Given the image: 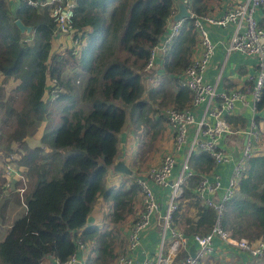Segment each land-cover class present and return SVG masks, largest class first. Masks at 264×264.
Masks as SVG:
<instances>
[{
    "label": "trees",
    "instance_id": "1",
    "mask_svg": "<svg viewBox=\"0 0 264 264\" xmlns=\"http://www.w3.org/2000/svg\"><path fill=\"white\" fill-rule=\"evenodd\" d=\"M33 1L38 6L19 0L12 12L7 0H0V74L3 82H18L13 92L23 101L19 110L14 109L10 104L15 95L11 92L5 103L0 86V143L5 141L3 146L9 150L12 143L18 144L19 164L25 168L30 188L23 198L24 208L0 235V264H41L45 256L63 263L75 253L77 243L85 241L98 245V264H113L125 248L115 253L111 232L93 239L97 228L86 224L101 193L112 196V222H123L134 212L140 193L135 178L128 186L106 188L104 184L117 157L118 134L126 120L124 105L141 96L143 74L150 71H145L150 51L164 36L177 0H74L72 36L79 44L68 48L55 45L50 6H41L46 0ZM208 1L192 0L191 10L197 15L207 13ZM257 11H264V6ZM17 18L32 30L21 33L15 24ZM197 43L193 19L185 18L160 57L164 76L176 89L171 104L177 109L189 107L191 102L189 89L181 87L177 77L191 62ZM67 70L74 72L68 74ZM48 95L54 97L48 99ZM136 106L140 112L144 103L138 101ZM53 108L57 117L51 120ZM257 111L260 141L245 160L234 195L221 217L222 229L231 238L251 243L264 240V128L260 125L264 85ZM135 117L144 129H150L144 111ZM226 118L231 123L240 121ZM45 120L49 122H45L40 143L32 147L27 138ZM151 132L152 139L156 131ZM66 148L70 151L60 161L61 150ZM189 165L209 172L214 164L207 153L199 152L189 158ZM199 180L198 175L188 179L178 210L172 215L173 225L187 236L207 234L216 220V212L201 204L197 196ZM11 199L19 205L17 194ZM11 199L5 198L1 209ZM190 207L195 208L194 217L187 214ZM186 257L187 251L181 249L172 264H184Z\"/></svg>",
    "mask_w": 264,
    "mask_h": 264
},
{
    "label": "built area",
    "instance_id": "2",
    "mask_svg": "<svg viewBox=\"0 0 264 264\" xmlns=\"http://www.w3.org/2000/svg\"><path fill=\"white\" fill-rule=\"evenodd\" d=\"M180 1L191 13L190 18L193 19L200 47V55L191 59L189 65L177 77L178 84L189 89L191 102L189 107L183 109L173 106L159 109V114L165 118L172 132L173 149L163 154L157 165L147 168L144 179L135 178L141 188V210L136 219L128 225L125 250L117 255L113 264H135L133 252L140 243V236L151 228L156 220L159 222V240L155 253L152 257H146L140 264H172L179 250L188 251L191 243H194L198 250L193 257L187 253L184 264H201L204 257L211 256L214 252L213 237H219L247 254L254 263L264 264V240L251 243L244 238L233 239L221 226L225 205L234 195L239 176L245 168V160L251 156L260 141L256 116L264 85V28L258 25L254 14L260 6H264V0H231L230 8L220 16L194 14L191 10L192 0ZM25 2L38 6L37 1ZM46 5L50 6V16L55 23L54 35L72 36L74 0H46L41 4ZM176 11L177 8L172 11L169 19L170 31L151 49L145 71L154 67L158 55L166 52L182 27L184 18L172 21ZM205 23L231 25L233 28L226 44L227 52L238 51L255 59V73L246 74L244 85L240 88L219 90L216 82L208 80L207 70L215 53V45L208 35ZM73 42L79 44L75 38ZM238 103L251 112L246 128L235 127L226 118L235 113ZM199 109L202 111L200 114L197 112ZM231 137L240 138L242 143L240 155L235 160L223 144L225 138ZM199 152L207 153L214 165L232 161L231 174L223 188L220 187L218 175L210 177L207 173L190 167L189 158ZM176 165L178 168L174 172ZM194 175H198L200 179L196 186L197 196L201 204L216 212V220L207 234L187 236L173 225L172 215L178 210L188 179ZM151 184L168 188L165 194L166 207L161 214ZM155 215L157 218H154ZM77 244L75 253L68 260L63 263L56 260L55 264L78 263L76 253L84 244Z\"/></svg>",
    "mask_w": 264,
    "mask_h": 264
},
{
    "label": "crops",
    "instance_id": "3",
    "mask_svg": "<svg viewBox=\"0 0 264 264\" xmlns=\"http://www.w3.org/2000/svg\"><path fill=\"white\" fill-rule=\"evenodd\" d=\"M7 2L10 6V10L14 12L15 8L18 6L19 0H7ZM230 3L231 0H209L208 4L210 7V11L205 14L220 16L230 8ZM254 16L257 22H259L261 25H264V11H256ZM204 26L208 31V35L211 41L215 45V53L207 70L208 80H210L211 82H216L219 90L240 88L244 85V76L248 73H255V59L246 56L238 51L227 52L226 44L229 40V36L233 28L231 25L219 26L209 25L205 23ZM170 27L171 22L168 20L165 33L170 31ZM65 40H68V42H70L69 36L62 34L59 35L58 38L56 37L54 42H65ZM192 54V59L200 55V47L198 46V43L196 44V46H194V52ZM160 57L161 54H159L157 59L155 60V65L152 70L148 71V74L146 73L143 75V86H145V94L143 93V95H147V99L143 97V100L148 101V94L150 95L151 89L158 84H162L164 86H167L170 90L168 99L169 101L166 98L167 101H165L166 103L163 104L167 106L172 105L171 103L173 94L176 89L173 86V83L164 76ZM151 77L153 79H151ZM158 78H161V80L157 81ZM247 98H249V96H247ZM145 101H140L144 103V107L140 108L139 114L142 111L146 112L145 115L149 119V124L155 125L154 131H156V136L151 139V136L153 134L151 132V128L149 130L144 129L145 126L142 121H139L138 117H132V121L129 123V125L127 127L123 126L124 128H122V130L118 134V153L115 161L117 159H123L126 165L132 169L133 173L131 176H126L124 174L114 172L110 167L108 169L104 184L106 188H117L120 184L128 186L129 181L132 180V178L136 177L144 179L147 168L152 165H157L160 162L163 154L170 152L171 149H173L172 132L167 125L165 118L159 114V109L162 105L154 104L153 108L151 109L156 114L154 116H150V114L146 110L147 103ZM197 112L199 114L202 113L200 109L197 110ZM234 112L235 113L231 115V117L234 119L239 118L241 123L240 121L230 123L235 127L246 128L247 121L251 117L250 110L244 105L241 106V104L238 103L237 108ZM260 125L261 128H264V117ZM40 137L41 135L38 134V136H36V139ZM262 140V143H264V138ZM223 144L226 149L232 153L233 160H235L240 155L242 147L240 138H225ZM140 147H142V149H140ZM156 151H158V155L153 154ZM150 152H152V154ZM231 167L232 161L226 162L221 165H213V168L209 170V172H203L207 173L210 177H212L213 175H218L220 187L223 188L227 183L228 176L231 174ZM177 168L178 167L176 165L174 168V172H176ZM19 172L20 171H16V175H18ZM14 179L16 180L17 178ZM210 180H214V178H210ZM151 186L156 193L157 202L159 205V213L161 214L166 207L165 194L167 193L168 188L164 189L154 184H151ZM140 201L141 193H139L138 195L137 202L134 206V212L135 210L136 212L138 211ZM112 205L113 200L111 195H101V197H99L92 206L86 226H96L97 232L96 236H94L93 239H96L97 236L101 235L106 237V235L111 232V236L113 238L112 245L115 253H118L117 250L119 249V247L117 246V240L114 237L116 228L118 227V231L121 233V235L124 236V240L126 241V230L132 220H130L129 215H127L126 218H124V222L126 223L124 227L122 226L124 222L122 224H118L121 222H112ZM192 216L194 217L195 214H192ZM154 218H157V215H155ZM158 223L159 222L156 220L152 224L151 228L147 229L141 234L140 243L133 252L136 260V262H134L135 264H140V262H142L146 257H152L154 255L159 240ZM81 230L82 229H80L78 232H80ZM107 238L108 240H110L109 236ZM212 243L214 246L213 254L211 256L204 257L201 261V264H259V262L254 263L253 260L250 261L245 253L239 252L234 246L229 245L226 242H222L217 237L212 238ZM83 244V248L79 249L76 253L78 260L77 264H87V261L89 259L90 261H92L93 259L92 264H98L96 261V257L98 255V245H96L93 241H85V243ZM195 247L197 249L196 245ZM48 260L49 263L46 264H55L56 262L53 257L48 258Z\"/></svg>",
    "mask_w": 264,
    "mask_h": 264
},
{
    "label": "rangeland",
    "instance_id": "4",
    "mask_svg": "<svg viewBox=\"0 0 264 264\" xmlns=\"http://www.w3.org/2000/svg\"><path fill=\"white\" fill-rule=\"evenodd\" d=\"M58 36L59 35L56 34L53 38L54 39L56 37L58 38ZM66 36H69V35H66ZM69 38H70V42H68V40H65V42L61 41V42L56 43V41H55V44H59L60 47H62V48L63 47H67L68 48V47H70L72 45L78 46V44H74V42H73L74 39H73L72 36H69ZM81 43H80V45H81ZM83 44L84 43H82V45ZM76 54H77V52H76ZM75 71H79V70H75ZM73 72H74V70H67V73L68 74H71ZM3 78L4 77L0 74V86H2L4 102L5 103L8 102L7 101V96L11 95V92H12V94L15 95V100H12L13 102L10 105H12V107L14 109H18L19 110L23 106L22 97L19 96L18 94H16L15 92H13V89L17 85L18 82L17 81H13L12 79H9L6 82H3ZM151 79H153V78L151 77ZM160 80H161V78H158L157 81H160ZM81 84L78 87L79 88L78 96H77L78 97L77 98L78 101H79V99H81V94H80ZM144 88H145V86H143V84H142V94L138 98L137 101L132 102V103L127 104V105H124V108H125L126 113H127L126 114V121L124 123V127H127L129 125V123L132 121L131 120L132 117H135L136 114H139V107L136 106L137 102L138 101H145V100H143V97H145L147 99V97H146L147 95L146 96L143 95ZM149 92H150V90H149ZM151 92H152L151 96L148 94V96L150 97V98L148 97L149 100L148 101L147 100L145 101L147 103L146 104L147 105L146 106V110L150 114V116H154L156 114L151 109V108H153V105L154 104H160V105H162L160 107V109L161 108L162 109H165V108H167L169 106H172V105H167V106L166 105H163V104L166 103L165 101H167L169 99V95H170V90H169V88L167 86H164L162 84H158V85H156L155 87H153L151 89ZM52 97H54V95H48V99H51ZM166 98H167V100H163V99H166ZM88 110H89V108H88ZM144 113H146V112L144 111ZM56 117H57V112L53 108L51 110V113H50L48 119H51L52 120V119H55ZM45 122H46V120L43 121L40 124V126L34 132H32V134L27 138L28 144L31 145L32 147L33 146H36V145H38L40 143V139L39 138L36 139V136H38V134L42 135L43 128L45 126ZM48 122L49 121L47 120L46 123H48ZM151 125H153V124H151ZM151 125H148V127L151 128V129H153V130H155V125H153L154 127L151 126ZM5 143H6L5 141H3L2 143H0V147H1V149H0V217H3L4 216V218H3L4 221H0V229H1V233H2L0 235H3L5 233L6 229L10 226L11 222L13 221V219L17 216V214L20 212V210L22 208H24V199L23 198H24V195L30 189L29 186H28V184H27V177L25 175V168H24V166H21L19 164L21 151H20V148H19L18 144L12 143L11 144V149L9 150L7 147L3 146ZM159 143H161V142H159ZM140 149H142V147H140ZM69 151H70L69 148L62 149L59 160L61 161V159H63V157ZM16 152L17 153L19 152V153L17 154ZM150 153L152 154V152H150ZM153 154L154 155H158V151L154 152ZM16 171H20L18 175H16ZM14 178H17V179L15 180ZM140 193H141V191H140ZM13 194H17V197L20 200L19 201V205L14 204L13 199H11ZM101 195H104V194L101 193L97 197L96 200H98V198L101 197ZM8 196H10V199L11 200L8 202V205L5 208L1 209V206H2L5 198H8ZM140 210H141V204L139 205L137 212L135 210L134 213L129 214L130 220L134 221L136 219L138 213L140 212ZM187 210H188V212L187 211L186 212H187V214L189 216H192V214H195V208L190 207ZM123 222L118 223V224H122ZM125 225H126V223L124 222L122 226L124 227ZM123 227H122V229H123ZM178 229L180 231H182L180 228H178ZM118 230L119 229L117 227L116 228V231H115V234H114V237L117 240V246L119 247V249L117 250V252L119 253V252H121L125 248L126 241L124 240V236L121 235V233ZM48 258H50V257L45 256L43 258L41 264L49 263ZM92 263H93V259L91 261V264Z\"/></svg>",
    "mask_w": 264,
    "mask_h": 264
},
{
    "label": "water",
    "instance_id": "5",
    "mask_svg": "<svg viewBox=\"0 0 264 264\" xmlns=\"http://www.w3.org/2000/svg\"><path fill=\"white\" fill-rule=\"evenodd\" d=\"M176 8H177V11L173 15L172 21H178L183 18L184 19L190 18L191 16L190 11L187 10L186 6L180 0L176 1ZM15 24L19 28L21 33H29L32 30L31 26H26L18 18L15 19ZM111 169L116 173H121L126 176H131L133 173L132 169L126 165L123 159H117L115 162H113V164L111 165ZM196 253H197V249L195 247V244H191L188 247V254L193 257L196 255Z\"/></svg>",
    "mask_w": 264,
    "mask_h": 264
}]
</instances>
